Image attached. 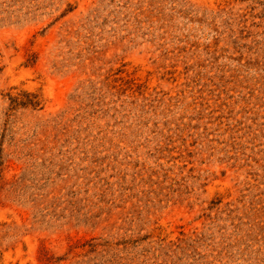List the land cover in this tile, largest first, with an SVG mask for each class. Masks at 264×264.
<instances>
[{"label": "rangeland", "instance_id": "obj_1", "mask_svg": "<svg viewBox=\"0 0 264 264\" xmlns=\"http://www.w3.org/2000/svg\"><path fill=\"white\" fill-rule=\"evenodd\" d=\"M0 264H264V0H0Z\"/></svg>", "mask_w": 264, "mask_h": 264}]
</instances>
